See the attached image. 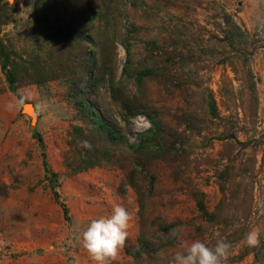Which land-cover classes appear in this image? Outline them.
I'll list each match as a JSON object with an SVG mask.
<instances>
[{
	"label": "rangeland",
	"instance_id": "obj_1",
	"mask_svg": "<svg viewBox=\"0 0 264 264\" xmlns=\"http://www.w3.org/2000/svg\"><path fill=\"white\" fill-rule=\"evenodd\" d=\"M91 5L0 0V48L28 69L12 92L0 63V264H96L82 233L116 205L132 219L107 264H169L182 245L218 238L232 245L225 264H264V0H104L96 18ZM77 27L86 38L67 39ZM102 53L140 113L125 123L107 80L84 99L105 104L124 144L80 119L66 78L91 59L97 71ZM148 114L165 144L142 161L130 147Z\"/></svg>",
	"mask_w": 264,
	"mask_h": 264
},
{
	"label": "trees",
	"instance_id": "obj_2",
	"mask_svg": "<svg viewBox=\"0 0 264 264\" xmlns=\"http://www.w3.org/2000/svg\"><path fill=\"white\" fill-rule=\"evenodd\" d=\"M77 4L81 7H87V4H93L91 5L93 16L96 18L97 16H104L103 11L104 9H107V5L104 6L103 2L104 0H76ZM111 2L112 0H107ZM91 6H88L90 8ZM102 12V15L100 13ZM74 15L72 18L77 19V14L73 13ZM73 26V24H72ZM72 33V32H71ZM76 37L78 36L77 40L81 39L83 41L86 38V34L83 33V31L79 30V28H74L73 34L67 33L65 36L67 39L70 37ZM79 38V39H78ZM103 54V53H102ZM105 57L103 60H101V66L98 67V72L94 69V61L91 59L88 61L87 64L84 66H77L75 64H69V67L67 68L68 74L66 75V78L68 79L69 86L72 84L79 85L76 88H72V93L75 100L76 110L80 114V119L89 123L97 132V135L100 136L99 138L103 141L113 143V144H124L123 141V135L120 133V131L111 124H108L104 121V119L99 115V110L96 108L98 106H102L104 108V103L100 100L93 101L90 105L89 102H86L84 99V92L89 91L91 88L95 90L96 92L99 91L101 88L102 83L106 81L107 89L109 93V98L112 103H115L119 109L121 110V118L125 121V123L129 122V120L133 117H135L137 114L140 113V104L134 100L133 97H131L128 92L125 90V88L122 86V84L118 81H114V77H112V67L109 64V61L107 59V55L103 54ZM0 63L2 66V69H6V80L8 82V88L12 92H16L17 87L21 83V77L22 74H26L28 72L27 67L20 66L18 62L15 61V59L12 58V55L5 47L0 48ZM22 67V68H21ZM81 70L82 74H79V71ZM94 70V71H93ZM150 71L144 70L140 71L136 74V80L138 83L141 82V80L144 79L145 75H149ZM47 76V73L44 71H40L38 74L37 83L44 82V77ZM84 81V82H83ZM71 88V87H69ZM96 97V96H95ZM97 98V97H96ZM23 100H20V103H22ZM100 106H99V105ZM151 127L139 134V143L136 146H131L130 148H135V152H137V155L141 157V160L144 161V156L142 154H149V153H155L156 150H161L164 147V139L162 137L163 132V126L161 124L160 120H157L153 118L150 114H148ZM91 144L97 148L94 140L91 142ZM101 149H103L101 147ZM89 153L87 152V156ZM89 157V156H88ZM86 160V158H85ZM83 161V164H72L68 163L69 166H71V170L73 172H79L86 168L87 163ZM69 168V167H68ZM140 240H143V236H141Z\"/></svg>",
	"mask_w": 264,
	"mask_h": 264
},
{
	"label": "clouds",
	"instance_id": "obj_3",
	"mask_svg": "<svg viewBox=\"0 0 264 264\" xmlns=\"http://www.w3.org/2000/svg\"><path fill=\"white\" fill-rule=\"evenodd\" d=\"M82 146L91 148L87 141H82ZM131 219L132 216L125 207L116 205L110 216L99 217L89 222L82 233V243L96 264H107L108 258L114 257L124 246ZM219 235V232L214 233L216 237ZM169 236L177 241L183 240L182 228L170 229ZM245 243L250 247L257 246L260 243L258 230L248 232ZM231 249L232 245L223 238H218L214 247L194 240L182 245V251L176 252L169 264H225Z\"/></svg>",
	"mask_w": 264,
	"mask_h": 264
},
{
	"label": "water",
	"instance_id": "obj_4",
	"mask_svg": "<svg viewBox=\"0 0 264 264\" xmlns=\"http://www.w3.org/2000/svg\"><path fill=\"white\" fill-rule=\"evenodd\" d=\"M24 107V106H23Z\"/></svg>",
	"mask_w": 264,
	"mask_h": 264
}]
</instances>
